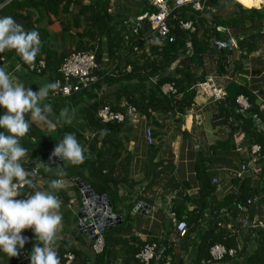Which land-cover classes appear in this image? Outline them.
<instances>
[{"label":"crops","instance_id":"obj_1","mask_svg":"<svg viewBox=\"0 0 264 264\" xmlns=\"http://www.w3.org/2000/svg\"><path fill=\"white\" fill-rule=\"evenodd\" d=\"M11 1L0 3V10L5 6H11ZM25 1L34 4L41 0H15L16 3ZM168 1L171 3V0ZM199 1L209 13L218 10L220 17L225 20L231 16H238L240 12L228 2L220 3L213 8L206 5L208 0ZM232 1H236L245 9L259 10L264 7V0ZM104 2L105 0H71L56 7L49 4L45 11L41 6L34 5L20 10L22 17L30 18L32 30L38 31L40 35L41 45L37 56L46 59L53 53V64L59 65L73 52L96 53V49H100L102 65L106 72L110 73V69L117 65L115 63L117 59H111L107 52L108 36H111L109 38L111 39L114 36L135 35L138 28L155 10L145 0H108L104 14ZM13 7L12 5L10 10ZM244 18L242 17L243 22L241 21L240 25L228 28L225 34H221L225 38L224 42L231 40L234 46L230 49H217L210 43V51L203 56L202 65L197 68L196 73L202 81L212 77L214 84L224 89L226 94L232 84L249 91L264 130V24L255 29L252 28L251 22ZM253 33H261L254 43V50L247 53L245 50L237 49L236 43ZM141 41L140 50L141 48L146 50L151 43H155L144 36ZM176 65L177 63L173 64L170 70L173 71ZM0 66H3L16 82L23 83L33 91L50 83L47 77H29L25 71L20 70L13 53L0 52ZM98 87L100 89L85 94V102H79L76 106L59 105L58 98L51 95L42 102L51 105L48 119L55 122L56 126L49 130L46 122L41 124V121L29 118L30 123L43 130L41 136L43 140L36 143L35 160L44 156L50 157L55 143L62 139L65 128L69 130L66 133L74 134L83 146V161L90 159L88 145L92 140L90 139L92 133L82 119V113L86 104L92 102L94 98L110 93L105 83ZM123 101L121 100L122 103ZM64 109L68 110L71 117L70 124L65 123L61 116ZM233 111L237 114V110L230 108L227 100L214 101L196 92L191 109L182 117L154 114L149 119L139 115L135 118V126L130 134H122V137L123 135L126 137L125 151L122 153L126 167L117 170L112 176L115 185L112 182L104 184L97 179L92 180L93 192L99 197L104 195L114 213L121 216V224L130 226L129 231L115 233L116 236L121 238L133 236L144 243L159 241L166 235L169 242L175 243L178 239L170 221L172 211H175L182 221L205 203L221 202L227 195L237 192L243 179L250 178L254 185L258 186V157L251 154L248 139L242 132H232V128L238 125L232 116ZM148 127L152 130V145L145 141V129ZM55 135H58V139L53 141ZM22 163L25 165L32 163L29 154L26 153ZM37 163L38 171L40 169L47 171L40 161ZM49 166L59 167L57 164ZM242 167H245L244 172L241 171ZM82 174L85 178L91 179L87 169L84 168ZM38 177L35 189L17 197L18 199H23L36 190L50 191L49 181L39 173ZM61 180L62 188L55 191L65 193L68 204L63 206L64 210L76 217L82 205L80 190L74 183L75 179ZM213 180L217 183L213 184ZM250 189L253 190L252 185ZM140 203L150 207V210L144 214L137 213L135 208ZM257 218L254 216L253 220ZM202 224L205 226L203 222ZM61 227L60 225L56 232L55 240L79 247L77 240L75 241L70 234L63 236ZM70 231L72 232V229ZM80 235L85 236L84 240L89 246L88 237L81 233ZM80 248L85 252L90 251V246L89 250ZM174 249L175 260H183L184 254L177 246ZM0 264H13V260L0 255Z\"/></svg>","mask_w":264,"mask_h":264},{"label":"trees","instance_id":"obj_2","mask_svg":"<svg viewBox=\"0 0 264 264\" xmlns=\"http://www.w3.org/2000/svg\"><path fill=\"white\" fill-rule=\"evenodd\" d=\"M6 1L0 0V3ZM69 1L71 0H41L39 3L30 4L27 1L16 3L15 0H12L11 3L14 6L12 10H10L12 5L5 6L0 10V16H12L26 30H32L33 26L29 23L30 18L27 16L22 17L19 13L20 10L34 5L36 7L41 6L45 11L48 9L49 4L56 7ZM225 2L232 4L235 10H240L238 16H231L225 20L220 17L218 10L213 13H209L207 10L197 12L193 11L190 6L172 11L167 20L170 27L169 37L161 41L160 44L157 42L151 43L149 48L146 49L147 51L142 48L134 51V47L142 43L141 38L143 36L146 38L150 33L147 20L138 28V32L131 37L122 35L109 39L111 36H108L107 52L111 59H117L115 61L117 65L110 69V73H107L102 65L100 49H96L95 57L98 69L95 70L94 75L98 81L89 90L72 93L68 97H54L58 98L59 105L76 106L79 102H85V94H89L97 88L100 89L98 86L102 83L109 87V94L94 98L92 102L86 104L82 113V119L85 120L89 132L93 134V139L88 145L90 159L78 165H70L65 161L62 167H48L46 163L49 157L47 156L35 160L36 143L43 140L41 138L43 130H39L36 125L29 121L30 130L20 140V143L27 150L32 163L29 165L22 163L23 167L27 171L35 170L37 162L40 161L47 171L36 169L37 173L46 178L49 183L53 179L74 180L78 178L84 185L90 186L91 189H94L92 180L97 179L104 184L107 182L114 183L112 179L114 173L126 167L124 164L125 157H122V153L125 151L124 142H126V137L124 135L122 137V134H130L135 126L136 117H126L120 122L103 123L96 117L98 109L104 105H109L112 110L124 112V108L121 106V100H124L123 102H127L128 105L136 109L137 115L147 119L154 114L169 117L184 116L192 107L196 95L194 87L200 81L202 82V79L197 76L196 70L202 65L203 56L210 51L211 40L224 42L225 38L221 34H225L228 28L240 25L241 21L243 22L242 17L249 20L252 28L255 29L262 27L264 24V7L259 10L245 9L232 0H208L206 5L216 8L217 5ZM107 3L108 0H105L104 14H106ZM187 21L193 24L195 32L190 33L181 29L180 23ZM218 26L224 27L226 32H218ZM260 34L253 33L248 38L238 41L236 43L237 49L245 50L247 53L252 52L255 48L254 43ZM96 47L98 48L99 44ZM117 51H119L118 54ZM3 52L6 54L13 53L16 64L29 77H47L49 82L60 79L59 68L66 58L59 65L58 63L53 64L54 54L51 53L44 59L45 68L41 73H36L28 71L15 50H5ZM132 55L135 57L131 58ZM35 58H38V56ZM175 63L177 65L171 71L170 69ZM155 77L157 81L152 84L150 79ZM166 84H171L175 93L163 94L161 88ZM50 95L52 94L50 93ZM238 97H243L248 102L249 108L244 112H241L236 104ZM252 98V95L244 87L232 84L228 89L225 100H227L230 108L237 110V114L233 111L232 116L238 125L232 128V132H242L245 138L248 139L249 148L252 147L251 145L259 147L257 154L258 186H255L254 181L250 178L243 179L237 192L227 195L221 202L205 203L201 208L187 215L185 219H182L186 223L184 235L181 237L174 230V234L178 239L175 243L169 242L166 235L159 241L144 243L133 236L121 238L116 236L115 233L120 234L129 231L130 226L124 223L114 225L104 232V246L98 254L91 250L89 244V252H85L80 248L83 247L89 250L87 241L84 240L85 236H81L80 232L75 230L77 218L71 212L64 210L63 206L68 204V197L61 191L56 192L49 188L50 191H54V194L61 201L60 215L62 217L63 236L70 234L75 241L77 240L79 245L78 247L72 243L55 240L54 247L58 253L60 264H64V256L67 254L73 256L71 264H142L135 256L148 243H155L156 245L155 258L148 264H184V262L186 264H264V228L243 225L241 221L245 218L251 222L254 216L258 217L257 220H261V211L264 207V132L258 131L254 127L252 116L258 117V111ZM29 118L30 114H25V119L29 120ZM44 123L41 121V124ZM67 131H69L68 128L63 129L64 134ZM57 139L58 135H55L53 141ZM32 140L36 141L32 142ZM84 168L87 169L91 179L85 178L82 174ZM60 171L65 173L63 177L57 175ZM38 178L36 176L32 177L35 186ZM251 185L253 190L250 189ZM35 186L33 188L25 186L21 190L20 196L33 191ZM254 198L257 199L255 203L247 204L248 200ZM173 212L175 213V211L170 213L173 218L177 222L180 221L179 215ZM170 221L173 226L172 218H170ZM202 222L205 226L201 225ZM22 235L26 236L29 241L25 244L23 250L28 254L36 241L31 229L24 230ZM215 245H220L226 250H234L235 254L225 256L221 261H214L210 256V249ZM175 246L184 254L183 260H175ZM117 247H120V249ZM0 255L4 254L0 253ZM16 259L17 257L12 258L13 264H15Z\"/></svg>","mask_w":264,"mask_h":264},{"label":"clouds","instance_id":"obj_3","mask_svg":"<svg viewBox=\"0 0 264 264\" xmlns=\"http://www.w3.org/2000/svg\"><path fill=\"white\" fill-rule=\"evenodd\" d=\"M40 45L38 31L26 30L12 16H0V52L15 50L23 62L31 63L40 52ZM57 89L58 82H50L33 91L16 82L0 66V253L8 258L18 257L29 242L22 232L31 229L36 243L28 253L30 264H60L54 241L61 225V201L54 191L48 190H36L23 199L17 198L23 187L35 186L32 179L35 170L27 171L22 165L27 150L20 140L31 127L25 114L53 129L56 123L48 119L51 105L42 102L50 93L55 95ZM61 116L65 123H71L67 109ZM54 157L78 165L84 160V148L74 134L65 133L55 143L49 160ZM57 175L63 177L65 173L60 171ZM49 188L61 189L62 180H51Z\"/></svg>","mask_w":264,"mask_h":264},{"label":"built area","instance_id":"obj_4","mask_svg":"<svg viewBox=\"0 0 264 264\" xmlns=\"http://www.w3.org/2000/svg\"><path fill=\"white\" fill-rule=\"evenodd\" d=\"M147 4L154 8L155 12L147 18L148 25L150 27V33L147 35V39H151L160 44L161 41L169 37L170 27L167 24L172 11L178 10L185 6H190L193 11L203 12L207 10L203 7V4L199 0H171V3L168 0H145ZM208 11V10H207ZM180 27L182 30L188 31L190 33L195 32V27L190 21L181 22ZM217 31L225 33L226 29L224 27H217ZM233 46L234 42L232 41ZM139 48L138 45L134 47V51H137ZM147 51V50H146ZM28 71L41 73L45 68L44 58H35L31 63H25ZM98 69L96 64V57L94 52H73L69 54L62 62L59 68L60 79L55 81L58 82V89L56 90L55 95L52 97H68L72 93H77L82 90H89L97 81V77L94 75L95 70ZM129 70V68H128ZM157 78H151L150 82L155 84ZM196 92L204 94L207 98L214 101H222L226 97V92L224 89L217 87L214 84L212 77H207L204 81L198 83L195 87ZM163 94L175 93V90L171 84H166L161 88ZM236 104L239 106L240 111L244 112L249 108L248 102L243 97H238L236 99ZM122 108L124 112L115 111L110 108L109 105H104L100 107L96 113V117L103 123L109 122H120L126 117L135 118L137 117L136 109L128 105L127 102L122 103ZM254 127L258 131H264L258 117L255 115L252 116ZM93 139V134H90ZM145 140L148 145H152V130L151 127L146 128L145 130ZM251 154L257 155L259 152L258 146H252L250 149ZM241 171H245V167L241 168ZM38 177L37 170L35 169V175ZM217 181L213 180V184H216ZM24 188V187H23ZM22 188V189H23ZM257 199L248 200L247 204L251 202H256ZM143 208V207H141ZM175 233L179 236H183L186 232V223L184 221H176L172 214H170ZM243 225H252L253 227L264 228V207L261 211V220L254 219L249 222L247 219L242 220ZM87 236V235H86ZM88 237V236H87ZM103 238V237H102ZM89 239V237H88ZM90 244V240H88ZM235 254L234 250H226L220 245H215L210 249V256L214 261H221L225 256H233ZM156 255V245L155 243L145 244L136 254L135 258L142 264H148L155 258ZM73 261V256L67 254L64 256V264H71ZM15 264H30L28 259V254L22 251L17 257Z\"/></svg>","mask_w":264,"mask_h":264},{"label":"water","instance_id":"obj_5","mask_svg":"<svg viewBox=\"0 0 264 264\" xmlns=\"http://www.w3.org/2000/svg\"><path fill=\"white\" fill-rule=\"evenodd\" d=\"M211 43L217 49L232 48L233 43L231 40L220 43L216 40H211ZM57 164L62 167V161L59 158L48 159L46 165ZM74 183L80 190L81 208L79 209L77 218V229L82 235H87L92 244L93 251L100 253L103 249V234L104 232L113 227L116 224H121V216L114 213L111 206L108 204L106 197L97 196L90 186L84 185L79 179H75ZM143 207V208H141ZM150 207L144 203H140L136 206L135 211L137 213L144 214L149 211Z\"/></svg>","mask_w":264,"mask_h":264}]
</instances>
